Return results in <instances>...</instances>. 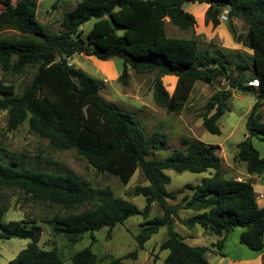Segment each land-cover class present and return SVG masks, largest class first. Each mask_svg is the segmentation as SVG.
<instances>
[{
    "label": "trees",
    "instance_id": "16d2710c",
    "mask_svg": "<svg viewBox=\"0 0 264 264\" xmlns=\"http://www.w3.org/2000/svg\"><path fill=\"white\" fill-rule=\"evenodd\" d=\"M184 2L208 5L206 17L213 26L219 14L225 18L245 20L247 30L243 46L251 50L249 59L240 52L200 47L195 37L166 35L165 18L178 29L195 24ZM94 18L90 29L82 35L81 26ZM61 30L48 33L36 18V5L31 0H15L0 11V34L15 31L14 36L0 37V68L11 74L35 69L29 84L20 93L0 80V110H6V129L14 130L25 120L31 132L45 138L56 150L74 148L97 172L114 175L126 185L139 169L148 182L135 185L130 193L144 197L142 208L120 196H111L108 189L99 190L105 197L86 207L93 199L92 189L83 180L69 173L21 168L15 156L3 161L0 155V188L17 189L33 202H46L65 210L48 220L52 230L69 243L84 233L107 227V237L116 224L132 215H140L138 232L133 236L138 248L158 231L166 228V237L158 250H167L163 264H210L207 246L188 245L174 230L177 210L192 209L193 215L179 219L192 227L199 225L212 233L224 235L236 227L242 230L239 243L257 251L262 249L264 206H259L249 179H235L221 173V159L216 144L195 138H180L183 148H175L162 159L146 158L154 150L165 147L166 133L153 130L145 135L131 113L120 111L100 93V83L85 71L75 68L68 59L75 53L105 61L119 57L122 70L117 79L127 84L128 68L138 74L156 72L152 79L154 102L166 111H178L187 100L195 82L212 84L220 78L229 89L252 94L255 102L246 115V135L236 144L234 161L242 162L246 173L264 176V157L252 145L251 138L264 141V123L259 107L264 100V0H78L62 14ZM230 54L238 57L231 64ZM231 65H233L231 67ZM233 71L235 73H233ZM176 78L171 94L160 77ZM255 83V84H254ZM219 88L205 102L199 117L203 128L219 134L218 119L229 110L225 103L230 90ZM208 172L198 183H186L178 204L167 203L174 192L165 185L170 177L164 172ZM152 203L161 210L149 218ZM81 207L83 209L79 210ZM7 210L0 207V217ZM42 227L36 220L0 221V238L27 240L25 247L7 264H60L54 249H44L38 242ZM222 237L212 246L219 252ZM136 250L110 264H125L122 259L135 257ZM98 257L86 246L71 255L72 264H95Z\"/></svg>",
    "mask_w": 264,
    "mask_h": 264
},
{
    "label": "rangeland",
    "instance_id": "374dc122",
    "mask_svg": "<svg viewBox=\"0 0 264 264\" xmlns=\"http://www.w3.org/2000/svg\"><path fill=\"white\" fill-rule=\"evenodd\" d=\"M77 1L31 0L36 5L37 20L43 24L48 33H57L62 29L60 26L62 14L71 9ZM14 2L15 0H0V11ZM181 7L193 15L195 24L188 29H178L168 18H165L164 27L167 36L195 37L200 47L233 50L240 52L245 59H249L252 52L243 46L247 30L245 20L234 17L231 19L232 26L230 27L228 19L224 18L226 11L223 9L219 14V23L213 26L206 17L207 4L184 2ZM94 21L95 19L92 18L81 26L83 36ZM15 34L13 30H6L0 34V37H10ZM229 58L231 64L238 59L234 54H230ZM68 63L97 80L101 87L99 93L120 111L131 113L145 135L153 130L166 133L165 147L159 151H152L146 158L162 159L173 149L183 148L180 138H195L204 143L218 146L217 153L221 159L223 175L246 178L244 163L234 161L233 157L236 152V144L246 135V115L255 102V97L252 94H243L240 91L229 89L227 81L223 78L212 84L197 81L180 109L169 112L157 105L152 97V79L156 72L138 74L128 68L127 84L124 85L117 79L122 70V61L119 57L102 61L81 52L73 54L68 59ZM34 72L35 69L32 67L27 68L23 74H11L0 68V80L6 84H12L15 93H20L29 84ZM233 73L235 72L233 71ZM160 79L167 92L171 94L175 86V77L162 75ZM219 88L230 90V96L225 101L229 110L225 111L218 119L220 133L211 134L203 128L199 113L208 98ZM261 103L259 112L261 121L264 123V100ZM6 121V110H0V155L3 161L15 156L21 168L69 173L83 180L92 189L93 195L92 201L86 207L98 203L99 197H105L99 193V190L103 189L110 190L111 196H120L133 202L139 208L145 204L142 196H133L130 193L135 185L148 184L139 169L133 173L129 182L123 185L116 176L107 172H97L74 148L56 150L50 147L45 138L39 137L29 130L26 120L14 130L6 129ZM251 142L259 151L260 156L264 157V141L252 137ZM164 172L170 177V182L165 185V188L167 191L174 192V198L166 199L169 204L180 203L183 195L190 193L187 188L179 191L186 183H198L202 177L208 175V172H175L171 169H166ZM260 189L264 192V181L262 180L256 183V193ZM2 205H5L7 210L1 215L0 221L33 219L41 225L42 235L38 244L44 249H54L60 258V264H72L71 255L86 246H90L91 251L98 257L95 264H110L111 259L122 258L133 250H136V256L122 259L123 263L163 264V258L167 254L166 250H158V244L166 237L165 227H161L153 234L142 248L137 247L133 236L138 232V223L143 220L140 215H132L122 224H116L111 228L109 237L106 234L108 228L102 227L93 232L92 236L90 233H84L78 241L69 243L61 234L54 233L52 224L48 222L55 214H64L63 208L46 202H33L20 190L1 187L0 207ZM83 208L81 207L79 210ZM160 213L161 210L156 203H152L149 218ZM194 213L195 211L192 209L179 208L177 210L178 217H187ZM174 229L179 232L177 225H174ZM240 231L241 228L236 227L228 233L226 251L239 244L238 234ZM214 238V233L210 232L200 243L210 247L209 241H213ZM26 242L25 239L15 237L0 238V264H7L20 249L25 247ZM156 252H158L157 259ZM152 260L155 261L152 262Z\"/></svg>",
    "mask_w": 264,
    "mask_h": 264
},
{
    "label": "crops",
    "instance_id": "0c3cea01",
    "mask_svg": "<svg viewBox=\"0 0 264 264\" xmlns=\"http://www.w3.org/2000/svg\"><path fill=\"white\" fill-rule=\"evenodd\" d=\"M175 80H176V78H175ZM244 176L246 178H241V177H238V176L237 177L233 176V178L238 179V180L249 179L251 181L252 185H253L254 191H255V188H256V183L258 181H261V180L264 181V176H262V175L258 176V175H250L248 173H245ZM227 177H230V176H227ZM255 194H256V199H257L258 205L259 206H264V192L260 189V191H258L257 193L255 191ZM143 199H144V197H143ZM140 201H142V200H140ZM144 202H145V200H143V203ZM137 207H139V206H137ZM187 217H178L177 216L176 217L177 220L175 218L174 221H173V227H174V225L178 226V230H179L178 233L183 237V240L188 245H203V246H207L209 249H208V251H206V258H207V260H208V262L210 264H264V232L262 234V241H263L262 249L257 250V251L251 250L249 248L245 249L246 246L241 244V243H239L235 247H231L229 250L226 251V242H227V239H228V233L229 232L227 234H225V235L223 233H220V234H215L214 233L215 238H214L213 241H209L210 242L209 243L210 247H209L208 245H205L204 243H200V242H202V240L207 237V235L210 233V231L205 229V228H202L199 225H194L192 227H187V226L179 223L178 218L179 219H184V218H187ZM162 227H164V226H162ZM222 237H225L224 238L223 247L218 252L212 246V244H214L217 240H219ZM156 253H157L156 259H157L158 252H156ZM155 260H152V262L155 261Z\"/></svg>",
    "mask_w": 264,
    "mask_h": 264
},
{
    "label": "built area",
    "instance_id": "2783aa9c",
    "mask_svg": "<svg viewBox=\"0 0 264 264\" xmlns=\"http://www.w3.org/2000/svg\"><path fill=\"white\" fill-rule=\"evenodd\" d=\"M226 11V10H225ZM226 13V12H225ZM224 18H225V16H224Z\"/></svg>",
    "mask_w": 264,
    "mask_h": 264
}]
</instances>
